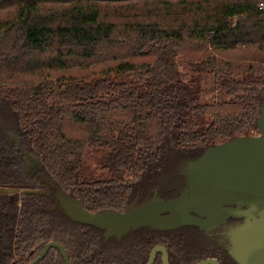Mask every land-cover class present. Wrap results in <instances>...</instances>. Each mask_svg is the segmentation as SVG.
I'll return each instance as SVG.
<instances>
[{"label": "trees", "instance_id": "obj_1", "mask_svg": "<svg viewBox=\"0 0 264 264\" xmlns=\"http://www.w3.org/2000/svg\"><path fill=\"white\" fill-rule=\"evenodd\" d=\"M260 4L264 0H0L1 108L65 191L87 184L78 178L87 149L106 147L105 168L143 178L134 187L136 200L155 189L166 194L184 162L259 133L264 95L252 91L264 93ZM239 46L244 50L236 52ZM170 57L212 74L232 99L198 104ZM173 134L179 146L169 142ZM141 149L158 150L159 157L139 175ZM0 174L15 177L12 159ZM101 196L109 197L93 192L90 199L99 203ZM35 197H27L18 233L65 241L75 223L45 211L42 196L38 226H32ZM8 211H0V254L11 256L15 209Z\"/></svg>", "mask_w": 264, "mask_h": 264}, {"label": "flooded vegetation", "instance_id": "obj_2", "mask_svg": "<svg viewBox=\"0 0 264 264\" xmlns=\"http://www.w3.org/2000/svg\"><path fill=\"white\" fill-rule=\"evenodd\" d=\"M14 148L16 156H25L27 166L24 168L25 174H21L18 158L15 157L13 163L15 177L8 178L0 174V211L4 210V214L8 215L10 205L15 209L14 236L10 241L13 252L11 256L0 254V264H237L229 252V233L239 222L234 219L209 229L190 225L169 230L141 227L122 236H108L105 230L74 222V226L68 225L71 230L67 233L65 241L58 239H51L48 242L34 241L32 234L20 235L19 223L29 196H36L31 203L34 204L32 211H35L32 213V226H38L39 218L36 217V211L40 205L39 196L48 201L43 208L45 211L51 214L62 212L66 218L68 217L60 209L56 199L57 192L51 187L49 179L58 184L45 174L42 162L27 153L21 144L15 143ZM195 159H189L181 165V178H174L175 181L168 193L164 194L155 189L152 196L141 201L136 200L134 187L143 178H87L85 180L87 184L80 190L73 191L74 194L58 186L78 200L90 213L105 211L126 213L135 206L151 200L155 194L169 200L188 189L190 182L189 178H185L184 171L188 163ZM39 192H45L46 195H40ZM93 192L97 197L99 195L109 197L104 199L101 196L99 203L92 202L90 194ZM27 214L30 215V211ZM193 215L197 216L195 213ZM49 244L56 245L49 247L41 258ZM60 247L66 252L67 258Z\"/></svg>", "mask_w": 264, "mask_h": 264}, {"label": "water", "instance_id": "obj_3", "mask_svg": "<svg viewBox=\"0 0 264 264\" xmlns=\"http://www.w3.org/2000/svg\"><path fill=\"white\" fill-rule=\"evenodd\" d=\"M257 126L259 134L210 146L190 161L184 171L190 187L179 196L164 200L155 194L126 213H90L52 179L49 182L70 220L105 230L108 236H122L141 227L209 229L239 220L229 233L230 255L237 264H264V103ZM52 245L46 246L41 258Z\"/></svg>", "mask_w": 264, "mask_h": 264}, {"label": "rangeland", "instance_id": "obj_4", "mask_svg": "<svg viewBox=\"0 0 264 264\" xmlns=\"http://www.w3.org/2000/svg\"><path fill=\"white\" fill-rule=\"evenodd\" d=\"M239 49L244 50L239 46L236 52H240ZM171 62L174 63L177 68L180 78L184 85L188 88V91L192 94H197L198 104L200 105H210V104H219L222 102H228L232 99L231 95L221 88L222 83H217L214 76L208 73L205 70H197L195 65L188 64L184 62L180 57H170ZM85 66L86 65H82ZM84 68V67H83ZM82 71V67H77L76 72ZM261 91H252L254 95H264L258 94ZM263 98V97H262ZM264 103V98L262 99L260 105ZM177 134V133H176ZM259 133H256L257 135ZM178 135H172L169 139V142L172 145L179 146ZM19 143L22 145V148L29 154H32L35 158L40 157L37 155L34 147L32 145L31 139L26 137L22 132L21 128H17L16 124L14 125L13 120H10L5 116L3 109L0 105V164L3 163L6 159H12L15 163L14 158H18L19 169L21 174H25L26 168V158L25 156L17 155V152L14 148V144ZM15 150V152L12 150ZM111 150L106 147L100 148H89L86 151L84 156V163L81 169L78 178L87 180V178H137L132 171H126L123 173H117L114 169L105 168L107 156ZM159 157L158 150H147L141 149L140 154L138 155L140 172L145 168L147 163L152 162L153 160ZM25 161V163H24ZM25 166V167H24ZM180 173V171H179Z\"/></svg>", "mask_w": 264, "mask_h": 264}, {"label": "built area", "instance_id": "obj_5", "mask_svg": "<svg viewBox=\"0 0 264 264\" xmlns=\"http://www.w3.org/2000/svg\"><path fill=\"white\" fill-rule=\"evenodd\" d=\"M264 7V4H260V9H262Z\"/></svg>", "mask_w": 264, "mask_h": 264}]
</instances>
